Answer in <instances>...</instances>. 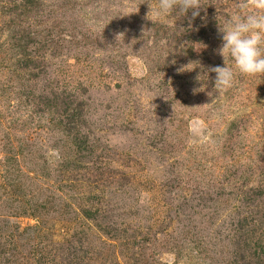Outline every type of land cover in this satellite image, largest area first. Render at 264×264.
I'll use <instances>...</instances> for the list:
<instances>
[{"label": "rangeland", "instance_id": "1", "mask_svg": "<svg viewBox=\"0 0 264 264\" xmlns=\"http://www.w3.org/2000/svg\"><path fill=\"white\" fill-rule=\"evenodd\" d=\"M240 2L0 0V264H264V74L192 91Z\"/></svg>", "mask_w": 264, "mask_h": 264}, {"label": "clouds", "instance_id": "2", "mask_svg": "<svg viewBox=\"0 0 264 264\" xmlns=\"http://www.w3.org/2000/svg\"><path fill=\"white\" fill-rule=\"evenodd\" d=\"M174 8L179 9L181 16L190 11L194 19L202 7L200 0H157L155 7H149L151 17L147 15V18L152 22L162 20ZM237 9L225 22L217 25L221 45L216 51L224 60L225 56L229 57L232 65L226 66L224 63V66L208 67L201 75L205 79L196 78L201 83L193 88V92L205 89L208 72L215 73L212 89L216 93L230 88L237 73L264 74V0H241ZM213 91L207 94L212 96Z\"/></svg>", "mask_w": 264, "mask_h": 264}]
</instances>
